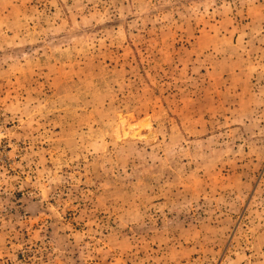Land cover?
Segmentation results:
<instances>
[{
  "label": "rangeland",
  "instance_id": "374dc122",
  "mask_svg": "<svg viewBox=\"0 0 264 264\" xmlns=\"http://www.w3.org/2000/svg\"><path fill=\"white\" fill-rule=\"evenodd\" d=\"M0 264H264V0H0Z\"/></svg>",
  "mask_w": 264,
  "mask_h": 264
}]
</instances>
